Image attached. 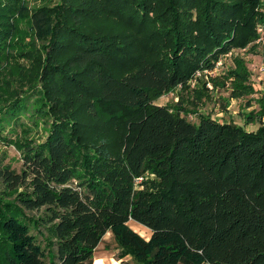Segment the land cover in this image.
<instances>
[{"label":"trees","instance_id":"16d2710c","mask_svg":"<svg viewBox=\"0 0 264 264\" xmlns=\"http://www.w3.org/2000/svg\"><path fill=\"white\" fill-rule=\"evenodd\" d=\"M42 1L0 0V136L22 160L0 165L15 194L0 196V264H90L108 231L136 264H264V105L247 130L184 104L209 98L206 76L254 92L241 59L204 71L256 48L263 2Z\"/></svg>","mask_w":264,"mask_h":264},{"label":"rangeland","instance_id":"374dc122","mask_svg":"<svg viewBox=\"0 0 264 264\" xmlns=\"http://www.w3.org/2000/svg\"><path fill=\"white\" fill-rule=\"evenodd\" d=\"M29 7H35L42 4V0H26ZM264 6V5H262ZM39 44H37L38 46ZM234 58L243 60V65L245 70L249 73V82L251 83L254 92L241 96L240 98H234L231 94V89L225 86H219L218 88H213L212 82L205 77L207 82L210 83L211 87H208L211 92L209 98L197 107L193 104H187V108L190 110H196L198 113L208 115L219 122H233L244 126L247 130H255L259 124L256 113L261 112V105H264V71L259 68L264 65V43L256 45V48L252 51L249 49H234L221 57V64L217 65L216 68L209 76L219 75L222 72L232 69L234 65ZM202 76V75H201ZM193 82L190 81V88L194 87L195 78ZM181 92L177 89L174 93H167L166 95L160 96L156 103L158 104H174L179 100V95ZM250 115L252 117L245 118V116ZM186 118L196 123L198 121L197 113H191L185 115ZM262 122L264 123V116L262 117ZM26 121V120H24ZM15 126V131L6 125L1 131L2 135L13 140L17 135L10 132H16L20 136L28 135L27 137H33L36 140L41 137L40 129L34 125L30 124L26 127L29 131L22 130L19 125L13 124ZM8 130H10L8 132ZM0 165L8 166L10 170L15 172H20L22 169V160L20 158L19 151L15 148L14 144L10 140H5L0 136ZM22 187L19 188L21 190ZM14 193L10 192L7 186L0 180V196L5 200L10 201L14 198ZM129 225L139 234L144 237H148L150 231L144 226L137 224L134 221H129ZM119 246L111 234L110 231L106 232L98 245L96 246L90 264H136L129 256L123 258L118 257ZM181 264V263H179Z\"/></svg>","mask_w":264,"mask_h":264},{"label":"built area","instance_id":"2783aa9c","mask_svg":"<svg viewBox=\"0 0 264 264\" xmlns=\"http://www.w3.org/2000/svg\"><path fill=\"white\" fill-rule=\"evenodd\" d=\"M262 2H263V4H264V0H261ZM258 31H259V33H260V36L255 40V44H260V43H264V36L263 35H261V34H263V32H262V28L261 27H259L258 28ZM230 53V52H229ZM222 62H221V58L217 61V63H216V66L217 65H220ZM216 68V67H215ZM214 68V69H215ZM213 69V70H214ZM261 71H264V65H261L260 66V68H259ZM213 70H210V71H204V73H207V74H211L212 72H213ZM199 76H201V72L200 71H197L196 72V74H195V78L196 77H199ZM194 80H191V82H193ZM207 85H208V87H211L210 86V83L209 82H207ZM167 93H170V94H172V93H174V91H169V92H167ZM166 93V94H167ZM166 94H164V95H166ZM163 95V96H164Z\"/></svg>","mask_w":264,"mask_h":264},{"label":"bare ground","instance_id":"6f19581e","mask_svg":"<svg viewBox=\"0 0 264 264\" xmlns=\"http://www.w3.org/2000/svg\"><path fill=\"white\" fill-rule=\"evenodd\" d=\"M150 236V235H149Z\"/></svg>","mask_w":264,"mask_h":264}]
</instances>
